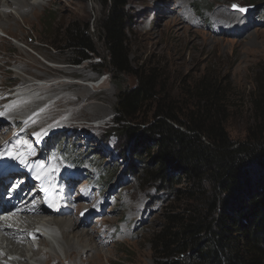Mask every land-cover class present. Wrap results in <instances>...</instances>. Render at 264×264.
<instances>
[{
    "label": "rangeland",
    "instance_id": "374dc122",
    "mask_svg": "<svg viewBox=\"0 0 264 264\" xmlns=\"http://www.w3.org/2000/svg\"><path fill=\"white\" fill-rule=\"evenodd\" d=\"M15 1L19 0H0V97L8 102L0 103L4 110L32 106L31 100L39 103L30 113H13L15 124L3 121L5 113L0 111V132L15 136L18 130H26L28 138L31 131L45 127L57 131L45 148L51 153L50 162L55 159L58 170L79 168L84 180L78 185H85L88 201H77L74 190L72 203L89 206L94 214L87 223L81 220L80 209L70 206L62 215L36 217L74 219L79 224L75 231L89 233L80 245L92 248L72 256L66 241L76 243L77 238L67 232L65 240L58 239L64 244L59 257L46 260L40 254L41 262H36L33 249L48 250L43 239L33 242L36 248L23 239L28 263L168 264L154 251L153 238L166 213L180 206L177 190L183 184L165 188L158 181L143 179L137 171L141 159H120L119 137L106 135L108 126L116 125L112 119L118 92L134 87L137 77L99 72L95 64L102 58L98 55L72 64L77 57L64 49L68 27L86 23L92 27L102 15L100 0H23L42 5L25 16ZM234 4L246 11L234 10ZM263 7V0H126L124 30L131 66L137 72L156 69L160 96L174 99L180 109L191 108L195 90L204 82L217 86L227 133L234 142L243 141L253 124L254 104L264 99ZM9 13L13 20L4 17ZM25 79L47 89L26 101L14 99Z\"/></svg>",
    "mask_w": 264,
    "mask_h": 264
},
{
    "label": "trees",
    "instance_id": "16d2710c",
    "mask_svg": "<svg viewBox=\"0 0 264 264\" xmlns=\"http://www.w3.org/2000/svg\"><path fill=\"white\" fill-rule=\"evenodd\" d=\"M100 4L102 15L92 27L66 29L64 49L77 57L72 64L98 55L99 72L137 77L134 87L118 92L116 125L106 135L119 137L120 159H141L137 171L143 179L165 188L183 184L177 190L180 206L166 213L153 238L154 251L168 264H264V99L254 104L245 139L234 142L224 126L218 87H197L191 108L160 96L156 69L137 72L131 66L126 0Z\"/></svg>",
    "mask_w": 264,
    "mask_h": 264
},
{
    "label": "bare ground",
    "instance_id": "6f19581e",
    "mask_svg": "<svg viewBox=\"0 0 264 264\" xmlns=\"http://www.w3.org/2000/svg\"><path fill=\"white\" fill-rule=\"evenodd\" d=\"M177 3H178V1H177ZM10 4H14V3H10ZM15 4H16L17 8L20 10L21 14L24 16L27 15V13L30 11L33 14L37 10V8L42 7L41 4H37V5H35L34 3L30 4L29 2L27 3V2H24L23 0L15 1ZM179 11H181V10H179ZM218 15L219 16L220 15L225 16V13L219 12ZM5 16L11 17L12 20L14 19V17L12 16L11 13L4 15V17ZM24 19H25V17H24ZM46 89L47 88L45 86H43V84H40L38 82L34 83V82H32V80L25 79L19 86H17V89L15 91L16 96L14 95V99H21L22 100V98H25V101H26V98H27V100H29L30 97H32L33 95H37V93H38L37 91H39V90L45 91ZM31 101H32L31 103L33 104L32 106L29 104L30 102H28V104L30 106L22 107V109H16L15 106H13V108L11 110L10 109L4 110L2 107H0V111L5 113L3 115V117H1V118H3V121H5L9 124H11V123L15 124L14 120H12V118H11L12 117L11 115H13V113H19V112L30 113L34 109L33 107L35 105H37L35 103H39V101H37V100L36 101L31 100ZM0 126H1V120H0ZM7 126H9V125H6L5 127H7ZM42 132H44V131L42 130ZM1 134L2 133L0 132V147L3 145V142L1 141L2 139H4V142L7 140L12 141L14 139V137L12 135L9 136V133H8V135L4 134V133L2 135ZM61 193L63 195L62 201L64 203L70 204L73 202L72 193H69L66 191H61ZM29 195H30V197L28 198V200L22 203L24 206H26V203L29 202L32 198L38 197L39 193L37 191H34L33 193H31ZM33 207H35L36 209H41L40 204H34ZM69 207L70 206L63 208L61 203H56L55 213H51L47 209H44L43 211H47V213L52 214V215H55V214L62 215L68 211ZM76 208L80 209L78 211V212H80L79 215H81L82 213L83 214L84 213H90L89 212V206H83V204H79L78 206L76 205L75 210H76ZM44 214H46V213H44ZM41 216H43V215L35 216V213L24 211L23 213L15 214L14 216H12L10 218V222L5 224V226H8L10 224L11 227L8 226V229L5 232L0 230V263L1 264H5V263L6 264H22V263L29 264L27 261L26 253L24 252L25 251V249L23 248L24 246L22 247L21 245H23L25 242V241H23V239L24 240L28 239L30 231H32V235L34 237H37V241L39 239L40 240L43 239L44 247L48 249V250H45V252H43L40 247L32 245L33 242H36V240H32V242L30 243L31 246L34 248H36V247L39 248V250L33 249V252L36 251V253L34 254V256H36V257L35 258L33 257L36 262H41V258L39 256L40 254H43V256L46 260H51V256H54V255L59 257L58 255L60 252V248L64 244L60 245L58 239L60 237H61V239L62 238L64 239L68 235V233L72 234L73 237L77 238L76 243H74V242L68 243L66 241V248H67L68 252H70V254H72V256H74V257H76V255L81 256L82 252L87 253L88 251H90V248H92L91 245L86 246V248H85V246H83L84 247L83 248L80 245L86 239V237H89L87 235L89 233L88 232L84 233L82 230L80 232L75 231L74 228L79 226L77 221H75L72 218L70 219L69 217H61L59 219H55V218L53 219L52 218V221L49 219L48 220H46V219L45 220H36V217H41ZM78 218H79V216H78ZM78 218H76V219L79 221ZM34 220H36V221L34 222ZM79 223L81 224V226L84 224L83 222H79ZM36 230H39V232L44 233L45 236H38V234H36ZM96 238H93V239H96ZM66 248H65V250H66ZM16 255L20 256L21 258L24 257V260H21V258L19 259V257H17ZM95 256H96V258L99 257L97 252L95 253ZM88 257H87V260L89 259ZM31 258L32 257H30V259ZM54 259H56V258H53V260ZM70 259H72V258H70ZM70 263H71V260L69 261V264Z\"/></svg>",
    "mask_w": 264,
    "mask_h": 264
},
{
    "label": "snow or ice",
    "instance_id": "6c2138e0",
    "mask_svg": "<svg viewBox=\"0 0 264 264\" xmlns=\"http://www.w3.org/2000/svg\"><path fill=\"white\" fill-rule=\"evenodd\" d=\"M232 7H233L234 10H238V11L241 12V13H244V12L246 11L245 8L238 7V6L235 5V4H234ZM37 178H39V177H37ZM82 214H83V213H82Z\"/></svg>",
    "mask_w": 264,
    "mask_h": 264
}]
</instances>
